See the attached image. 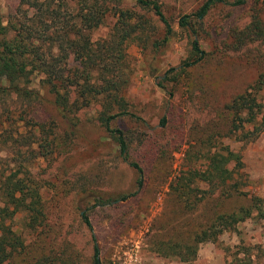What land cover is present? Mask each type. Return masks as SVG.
Here are the masks:
<instances>
[{
  "label": "rangeland",
  "instance_id": "1",
  "mask_svg": "<svg viewBox=\"0 0 264 264\" xmlns=\"http://www.w3.org/2000/svg\"><path fill=\"white\" fill-rule=\"evenodd\" d=\"M204 1L163 0V10L171 21L195 12ZM227 1L213 6L196 25L205 59L186 75L173 78L190 53L187 34L177 24L160 54L143 52L135 42L127 44L125 70L130 83L125 98L134 119H120L117 125L132 139V157L143 170L141 188L136 172L119 158L115 145L95 123V106L82 110L72 128L57 113L53 97L39 88L38 78L31 87L40 91V97L29 105L0 98V113L5 117L18 111L34 123L52 122L69 143L63 153L31 165L33 177L43 185L47 226L33 232L26 227L24 215H16L11 225L24 248L4 264H92L93 243L82 212L90 220L101 264H225L227 249L238 245L253 247L252 252L260 255L258 264H264V133L249 143L226 138L224 133L210 139L222 127L219 116L225 104L264 73V43L237 51L227 46L231 31L245 28L254 12L264 22V0H245L241 5ZM127 3L131 6L133 1ZM35 6L28 1L0 0V14L2 19L14 11L29 16ZM113 21L108 18L92 38H104ZM261 96L264 103V91ZM19 124L14 133L18 138L17 133H26L25 127L20 128L24 121ZM201 147H228L240 154L242 167L235 178L247 198L214 193L194 209V193L189 207L175 197L171 185L194 167L205 165L194 154ZM200 187L206 189L204 184ZM123 195L130 196L109 203ZM251 197L262 199L261 214L253 210L215 243L201 244L195 259L192 252L183 254V248L193 244L195 231L218 213L249 206Z\"/></svg>",
  "mask_w": 264,
  "mask_h": 264
},
{
  "label": "trees",
  "instance_id": "2",
  "mask_svg": "<svg viewBox=\"0 0 264 264\" xmlns=\"http://www.w3.org/2000/svg\"><path fill=\"white\" fill-rule=\"evenodd\" d=\"M16 1H28L36 6L29 16L14 11L13 15L2 19L0 14V98L29 105L40 97V91L31 87L33 79L38 78L39 88L53 97L57 113L72 128L77 126L82 110L95 106V123L115 145L119 158L136 172V184L141 188L143 170L132 157V139L117 125L120 119H134L125 98L130 83L125 70L127 44L135 42L143 52L160 54L175 34L177 24L181 32L187 34L190 53L173 78L186 75L205 59L196 25L202 23L213 6L228 4V1L206 0L195 12L171 21L164 13L163 0H132L131 6L128 0ZM244 2L236 0L233 4ZM108 18L114 20L108 34L94 40L93 31L104 25ZM255 43H264V22L257 12L245 28L231 31L227 46L237 51ZM262 91L264 73L225 104L219 116L222 127L214 135L210 134V139L224 133L226 138L249 143L263 134ZM23 121L25 125L20 128L25 127L26 133L23 136L17 133L20 137H15L19 123ZM164 122L163 119L162 125ZM68 146L67 139L56 132L52 122L34 123L18 111L10 112L6 117L0 113V264L24 248L22 237L11 225L16 215L23 214L26 227L33 232H42L47 226L41 193L43 185L33 177L32 166L36 160H47L63 153ZM20 147L25 151L22 152ZM206 148L194 150L196 160H204L205 165L194 167L171 185L175 197L189 207V197L194 193V209L214 193L226 198H247L235 178L242 167L240 154L228 147ZM129 196H120L109 203L124 201ZM249 201V206L218 213L195 231L193 244L185 246L183 254L192 252L195 259L201 244L215 243L222 233L233 231L236 225L248 219L253 210L261 214L262 199L251 197ZM80 217L91 233L92 264H101L90 220L84 212ZM233 249H227L229 259L225 264H258L260 255L252 252L253 247L238 245Z\"/></svg>",
  "mask_w": 264,
  "mask_h": 264
}]
</instances>
